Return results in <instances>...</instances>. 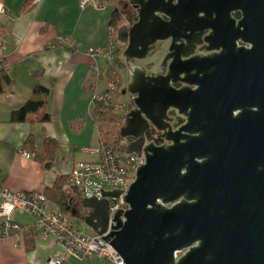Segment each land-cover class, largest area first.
I'll return each mask as SVG.
<instances>
[{"label":"water","instance_id":"1","mask_svg":"<svg viewBox=\"0 0 264 264\" xmlns=\"http://www.w3.org/2000/svg\"><path fill=\"white\" fill-rule=\"evenodd\" d=\"M128 2L138 20L121 27L117 40L126 47L134 109L119 137L133 139L126 153H144L146 164L114 224L107 198L120 191L80 199L83 214L74 217L94 234H107L103 239L126 264H264V0L257 3L263 28L253 49L189 60L177 51L187 37L189 0ZM168 40L166 74L131 64ZM177 82L185 86L176 89ZM171 110L187 120L175 131ZM151 126L167 144H147Z\"/></svg>","mask_w":264,"mask_h":264},{"label":"crops","instance_id":"2","mask_svg":"<svg viewBox=\"0 0 264 264\" xmlns=\"http://www.w3.org/2000/svg\"><path fill=\"white\" fill-rule=\"evenodd\" d=\"M81 2L0 0L4 8L0 14V34L6 44L4 61L13 83L11 90L0 93V189L42 192L50 212L69 213L73 218L83 214L80 198L74 203L69 200L63 209L55 185L77 162L97 160L82 148L99 143L93 117L94 94L105 91L108 79L99 82L96 90L90 85L97 76H105L108 67L103 56H92L91 51L107 45L115 11L114 5L82 9ZM38 86L50 92L45 110L51 121L41 123L33 114L25 123H12L13 113L33 97ZM44 151L52 152L45 163L22 155H42ZM15 217L23 225L33 222L20 213ZM63 256L53 238L33 234L26 236L21 247L14 240L0 241V264H47L48 259ZM64 264L107 262L69 257Z\"/></svg>","mask_w":264,"mask_h":264},{"label":"built area","instance_id":"3","mask_svg":"<svg viewBox=\"0 0 264 264\" xmlns=\"http://www.w3.org/2000/svg\"><path fill=\"white\" fill-rule=\"evenodd\" d=\"M117 0H82V9L106 8ZM39 0H34L38 4ZM4 8L0 4V14ZM107 45L102 49L91 51L92 56H103L107 60L108 69L114 66V53L117 50L118 40L112 36L109 29ZM5 39L0 34V75L6 69L4 51ZM95 70V68H94ZM122 86L121 76L116 72L113 79L109 80L104 92H95L94 104L113 105L116 112L124 116L131 111L127 106L114 102V96ZM151 140L147 142L149 144ZM84 153L97 157L94 161L77 162L68 175L67 185L75 189L80 199L98 198L104 199L103 192L120 191L119 198H107L110 203V226L117 210L126 211L128 205L123 198L127 194L131 184L136 180L139 167L146 164V157L126 153V143L120 145H106L99 142L96 146L82 148ZM23 157L34 159L35 155L23 152ZM17 213L29 216L33 222L23 225L16 220ZM88 210L86 214H90ZM114 224V223H113ZM31 232L42 238H53L63 251L62 258L52 257L47 264H64L66 258L73 257L79 260L85 258H98L107 264H126L118 252L103 237L106 235H88L79 230L74 221L64 212L53 213L49 211L47 197L42 192H15L7 188L0 189V241L14 240L16 246L24 244L26 236Z\"/></svg>","mask_w":264,"mask_h":264},{"label":"flooded vegetation","instance_id":"4","mask_svg":"<svg viewBox=\"0 0 264 264\" xmlns=\"http://www.w3.org/2000/svg\"><path fill=\"white\" fill-rule=\"evenodd\" d=\"M257 3L258 0H189L186 20L187 37L178 41L177 51H182V60H189L197 56L218 57L242 49H253L259 31L263 28V22L261 23L257 10ZM174 4L177 5L178 1H175ZM123 8V13L127 16L134 11L137 12L129 2ZM158 15L163 20L170 21L168 15L162 13ZM171 44V40L158 43L156 45L157 49L148 56L149 58L151 54L161 52V68L156 71L157 74L167 73L163 65L165 64V67H167L172 62V59L166 62ZM148 58L143 61H133L131 64H137V66L141 64L140 67L149 70L146 67L147 63L143 65ZM184 86L185 84L182 82L174 84L176 89H181ZM192 88L197 89V86H192ZM133 109L132 100L131 110ZM240 113V110H236L234 116L236 117ZM169 116L173 118L172 127L174 131L187 122L186 118L180 116L175 110H171ZM162 134V132L151 126L146 133L147 142L151 140L149 144L153 143L158 146L167 144ZM132 141L133 139H128L122 142Z\"/></svg>","mask_w":264,"mask_h":264},{"label":"trees","instance_id":"5","mask_svg":"<svg viewBox=\"0 0 264 264\" xmlns=\"http://www.w3.org/2000/svg\"><path fill=\"white\" fill-rule=\"evenodd\" d=\"M115 2L111 3V5H114ZM110 5V6H111ZM119 10L115 7V11L112 16V20L110 23V28L113 31L118 30V26L121 22V16L119 15ZM138 14L136 11L132 12L130 15H128V20L133 25L138 20ZM115 28V29H114ZM110 35V31H109ZM118 49L114 53V63L115 66L117 65V62L119 64V58H118ZM117 67V66H116ZM115 71L114 67L108 69L107 74L105 76H97L93 79L91 82L90 87L92 90H96L97 85L99 82L103 81L104 78L111 80L113 79L112 72ZM13 83L8 76V73L6 69L1 73L0 75V93H3L5 91H9L12 89ZM49 90L45 87L38 86L34 92V95L32 98H30L25 105L15 111L12 115L11 121L12 123H25L29 120L30 116L35 114L37 115V118L39 122L41 123H48L51 121V115L46 112V104H47V98L49 96ZM120 91H117L114 96V102H116L120 98ZM93 117L96 125L98 126V130L100 133V139L99 142L106 144V145H112L110 144L112 140H114L117 143L122 142V140L119 137V132L121 129V126L124 122V115L119 114V112H116L113 108V105H103V104H94L93 108ZM49 144V143H48ZM51 145V144H50ZM47 150V149H46ZM52 152L44 151L42 155H35V158H37L42 163H45L50 158ZM67 179L68 176L62 179H59L56 182L55 188L61 193L60 198V205L65 209L66 203L71 200L72 203L75 201L78 202V197L80 198V195L77 190L69 188L67 185ZM68 190L72 191V194H68ZM77 199V200H76ZM35 233L31 232L29 236L33 235Z\"/></svg>","mask_w":264,"mask_h":264},{"label":"rangeland","instance_id":"6","mask_svg":"<svg viewBox=\"0 0 264 264\" xmlns=\"http://www.w3.org/2000/svg\"><path fill=\"white\" fill-rule=\"evenodd\" d=\"M128 3V0H117L114 3V7H116L119 10V15L121 16V22L120 25L118 26V30L123 27V26H128L131 27L132 24L131 22L128 20V16L123 13V7L125 4ZM115 29V28H114ZM118 30L115 29V31H113L112 36L117 38L118 35ZM125 46L121 45L120 43L117 44V49H118V58H119V64L117 62V67L115 66L114 63V69L115 71L112 72V76L114 75V73H118L121 76L122 79V86L120 89V98L116 101L117 103L121 104V105H125L127 106L129 109H131V104H132V97L131 95L128 93V84L130 82V75H129V69H128V65L126 64V62L123 60V52L125 50ZM161 52H158L156 54H151L150 57L148 58L147 61H145L143 63L144 64H148L146 65L148 72H152V73H156V71H158L161 68ZM133 65H137V64H133ZM141 66V64H139ZM138 65V66H139ZM119 114H120V110ZM124 124V122H123ZM122 124V126H123ZM121 126V128H122ZM112 145H120V143L115 142L114 140H112V142L110 143ZM68 217L70 219H72L76 225V227L81 230L84 231L86 234L89 235H94L92 229H90L82 220H79L78 218H73L71 214H67Z\"/></svg>","mask_w":264,"mask_h":264}]
</instances>
